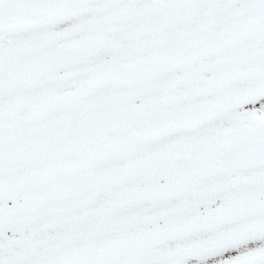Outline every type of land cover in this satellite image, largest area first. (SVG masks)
Wrapping results in <instances>:
<instances>
[{"label":"snow or ice","instance_id":"obj_1","mask_svg":"<svg viewBox=\"0 0 264 264\" xmlns=\"http://www.w3.org/2000/svg\"><path fill=\"white\" fill-rule=\"evenodd\" d=\"M0 264H264V0H0Z\"/></svg>","mask_w":264,"mask_h":264}]
</instances>
